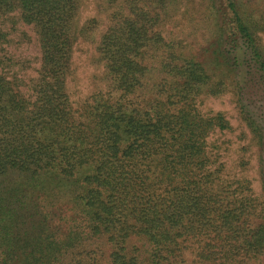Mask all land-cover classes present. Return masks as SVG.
Here are the masks:
<instances>
[{"label": "trees", "instance_id": "16d2710c", "mask_svg": "<svg viewBox=\"0 0 264 264\" xmlns=\"http://www.w3.org/2000/svg\"><path fill=\"white\" fill-rule=\"evenodd\" d=\"M90 1L0 0L34 23L43 53L33 98L0 73V177L19 173L0 191V263L84 264L78 249L104 237L105 264H264V0H200L198 47L169 28L187 0H96L94 16ZM226 94L256 146L259 192L222 160L214 135L229 120L201 108ZM13 200L41 216L19 250Z\"/></svg>", "mask_w": 264, "mask_h": 264}, {"label": "rangeland", "instance_id": "374dc122", "mask_svg": "<svg viewBox=\"0 0 264 264\" xmlns=\"http://www.w3.org/2000/svg\"><path fill=\"white\" fill-rule=\"evenodd\" d=\"M96 0H91L87 7L86 15H97ZM185 11L179 17L180 24L176 27V23H172L173 35L179 36L180 33L187 36V41L192 42L196 47L201 45L203 40L202 33L204 29H196L197 20L194 17L201 8L200 0H194V11L190 0L185 3ZM99 17H101L99 19ZM97 17L100 20L99 29H102L108 22V18L104 14ZM194 25L195 29L192 27ZM197 30V31H196ZM0 32L5 34L6 41L0 44V73L8 79L17 80L20 91L26 97L33 98V84L39 78L40 71L43 67V53L40 44L38 31L34 25L26 21L20 8L16 7L13 10L0 12ZM99 34V32H97ZM88 48L89 46L86 45ZM193 46V47H194ZM92 48V47H91ZM89 48V49H91ZM91 51L86 50L84 53L78 52L75 61L78 63V74L81 77L78 84L73 79L72 84L77 91V95L84 97L91 89L90 75L93 71V60ZM101 69V68H100ZM205 112H222L229 120L232 128L223 133L215 134L214 139L221 143L223 153L222 160L226 164V168L231 176L240 174L252 181L254 189L260 191V180L258 175V162L256 146L253 142L252 135L242 121L238 108L233 101L231 94H226L221 97H206L203 98L201 106ZM247 162L245 166L244 162ZM19 176L16 171L0 177V191L5 194V189L8 188ZM11 207L17 208L18 220L13 229L14 248L19 250L28 240V233L37 226L41 221V216L35 212V208L31 205L29 210L21 209L19 201H11ZM32 211V212H31ZM29 212V213H28ZM53 226L57 224L65 225L64 221H59L49 218ZM54 231V230H53ZM79 259L84 260V264H105L108 255L111 251L110 245L105 241L104 237L88 239L78 249ZM92 252V253H91ZM89 253H91L89 255ZM96 256L97 263L90 259ZM191 262L192 259H188ZM1 264V263H0ZM192 264H195L192 262Z\"/></svg>", "mask_w": 264, "mask_h": 264}]
</instances>
